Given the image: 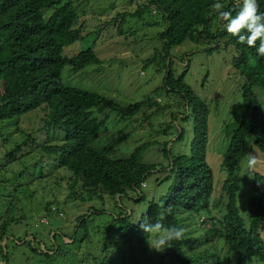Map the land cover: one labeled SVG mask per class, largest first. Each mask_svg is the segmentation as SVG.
<instances>
[{
  "label": "trees",
  "instance_id": "trees-1",
  "mask_svg": "<svg viewBox=\"0 0 264 264\" xmlns=\"http://www.w3.org/2000/svg\"><path fill=\"white\" fill-rule=\"evenodd\" d=\"M75 1L0 0V122L8 121L7 125H11L14 118H18L17 124L20 126V122H24L22 115L43 112L38 121L30 123L31 129L27 126L20 129L23 140L7 152L10 158L27 161L34 167L41 166V174L46 165H52L55 169L67 168L71 171L69 175L60 176L58 172L56 183L67 181L70 191L66 200H75L83 195L90 200L103 191L111 196H123L122 193L128 188L137 189L142 184L143 174L156 166L142 162L143 153L150 144L159 142L148 138L129 151L132 148H124L123 143L132 135V131H128L125 125L137 122L152 126L153 121L149 118L154 119V113L163 110L164 106L155 97L146 102L121 104L100 90L99 81L102 74L109 77L121 74L128 64L127 58L120 53L106 55L105 45L116 37L112 33L118 34L120 31L124 34L126 31L121 30V25L126 22V16L139 18L147 11L161 14L165 25L158 33L162 47L154 50L153 54L147 53L143 65L148 67L158 63L159 72L164 71L165 76L162 89L159 90L160 86L156 92L163 93L167 102L168 96L175 95L174 109H167L172 112L175 122H178L177 115L180 114L179 120L187 121L190 126L186 137V127L178 125L175 129L172 123L163 129L164 132L171 130L170 135H174V130L178 133L175 139L163 141L161 148L169 163L173 164L172 173L162 180V183H169L166 192L160 198H152L147 211H142L135 223L127 222L125 217H120L123 214L120 213L105 228L106 232L102 230V240H94L91 233H87L86 240L95 242L77 264H98V260H101V264H264V159L257 165L263 168L262 172L254 170L243 174L248 147L251 153L257 154L259 151L264 155V57L258 55L256 48L241 44L237 37L229 35L219 18V12L212 7L220 3L224 6L221 10H231L235 15L239 11V4L234 0H147L134 12H117L110 20L89 28V33L84 35L88 19L82 6L85 4L84 8H87L90 0H84L81 7H77ZM257 2L259 11L264 13V0ZM113 23H117L119 29L110 32L108 26ZM126 26L132 28L131 25ZM130 34L135 35L136 30ZM84 37L91 38L90 43L85 39L89 44L85 49L67 53L66 47ZM188 39L207 45L210 43L208 46L216 51L230 48L235 53L229 63L244 78L240 111L225 129L229 146L222 155L227 177L224 182L226 199L220 206V218L212 215L210 202L215 190V171L208 161L210 106L205 96L196 93L185 82L187 70L175 73L180 68H175L170 57L172 49ZM141 41H145V38ZM129 43L137 42L134 39ZM98 46L105 49L99 50ZM160 53H163L162 56H159ZM184 58L187 57L183 56L182 60ZM93 69L97 74L88 75ZM70 72H79L81 76L94 81L85 80L87 86L84 88L74 85L69 78ZM140 85L138 83L136 87ZM205 88L206 83L203 85ZM152 107L153 113L145 110ZM176 108L178 114L174 113ZM112 113L116 115L117 132L110 136L111 143L109 146L94 145L103 131L108 129L107 122ZM49 127L62 130L65 140L52 143L50 137L44 138L35 132L36 129L45 131ZM134 129L144 133L147 128L140 125V128L136 126ZM175 141L184 142L186 148L174 152L172 146ZM122 150L128 152L129 156L115 155ZM39 152L47 153V159L44 161L40 156L38 162H31V156ZM15 176L19 179L18 174ZM247 178H251L246 183L250 196L242 200L243 181ZM19 182V188L26 187L24 180ZM140 196L133 201L145 199L144 192L141 191ZM53 204L61 208L56 201H49L48 207ZM58 208L53 212L58 214ZM195 214L209 216L212 226H206L207 229L198 235L185 234L183 239L170 241L161 252L149 248L148 234H144L139 227L142 222L154 223L162 217L166 227L185 229L184 219L189 220ZM85 216L80 217L78 226L85 224L89 232L91 220L86 222L88 214ZM214 230L218 232L216 237ZM58 231L60 234L63 232L60 228ZM9 232L10 223L0 225V242L5 236L11 239ZM111 235L113 242L110 241ZM204 242L220 246H214L213 251H208L210 247L198 250L203 248ZM31 249L35 255H42L47 261L51 256L57 259L62 254L59 245L56 248L52 245L43 251ZM219 249L220 252L217 251Z\"/></svg>",
  "mask_w": 264,
  "mask_h": 264
},
{
  "label": "rangeland",
  "instance_id": "rangeland-1",
  "mask_svg": "<svg viewBox=\"0 0 264 264\" xmlns=\"http://www.w3.org/2000/svg\"><path fill=\"white\" fill-rule=\"evenodd\" d=\"M83 1L84 0H76L77 7H81ZM146 1L147 0H90L87 8H84L85 4L82 6V9L86 10L88 19L84 35L89 33V28L99 26L105 21L110 20L112 17L116 16L117 12L129 14L134 12L138 6L146 3ZM234 1L237 2V0ZM120 19L121 18H119V20ZM126 25H131L132 28L128 29ZM164 25L162 15L154 13L153 11H147L139 18L126 16V22L121 25L123 27L121 30L126 32L124 34L120 31L118 34L113 32L112 34L116 35V37H114L113 41L110 39V42L105 45L106 49L103 46H98L99 50H101V48L106 50L107 56L113 53H120L127 58L128 63L124 71L115 77L102 74L99 81V88L104 94L117 99L116 101L121 104H123V102L128 103L133 101L146 102L155 97L157 101L160 102V105L164 106L163 110L154 113V119L149 118L153 121L152 126L148 123L133 122L135 127L139 126L140 128V125H143L147 128L144 133L140 130H135L132 125H129L132 135L123 143L124 148L129 150L131 147L132 149L129 151H132L143 141H147L148 138L157 139L160 142L159 145L158 143L150 144L143 153L142 162H147L148 165L152 164L156 166L151 171L144 173L146 176L145 182L137 187V189L128 188L122 193L123 196H111L108 193H102L98 196H92L90 200H86L84 195L78 196L79 198L76 197L77 200L75 199V201H71L72 199L66 200L70 191L67 186V181L64 180L59 184L56 183L57 178H59V173L60 176H68L71 171L63 167L55 169L52 165H46L43 169V174H41V166L38 168L29 165L27 161H14L13 158H10L9 153H7L11 148H14L16 144L22 142L23 132H20V129H22L23 126H27L31 129L29 126L30 123L32 121H38L43 115V112L22 115L24 122H20V126L17 124L18 118H14L15 120L12 121L11 125H7L8 121L0 122V182L2 186H4V188L0 186V225L3 224L9 216L12 220L10 221V232L8 236L17 239L14 241L12 239H7L9 244L5 248L3 243H5L6 240L0 242V259L8 261L7 264L80 263L84 255L92 249L93 243L95 242H88L86 240L87 233H91L94 240H102V230L106 232L107 229L105 228L108 227V224L117 218L120 213H123L120 217H125L127 222L135 223V220H139L143 214L142 211H147L149 207L148 202L151 201L152 198H160L161 195L166 192L169 183H162V180L172 173L171 169L173 168V164L169 163L168 158L165 157L161 148L163 141L175 139L178 133L174 130V135H170L171 130L163 132V129L172 123L175 129L178 125L186 127V137L190 126L187 121H185V123L181 121V118L179 120L180 114L177 115L178 122H175V119H172V112L167 109L170 107L174 109L177 97L173 94H171L170 97L168 96L169 104L163 93L158 94L156 92V88L161 86L159 90L162 89L165 76L164 71L159 72L157 68L158 63L155 62L148 67H145V64L143 65V59L147 53L152 54L154 52L152 50L153 48L162 47L158 33L164 29ZM108 27L110 32L119 29L117 23L110 24ZM132 30H136L135 35L130 34ZM144 38L145 41H141V39ZM85 39L86 37L69 45L65 50L67 53H76L85 49L89 45ZM134 39L137 43H129ZM86 40L89 43L91 42V38ZM97 41L100 42L102 39H97ZM136 45L138 46L136 47ZM208 45L201 41H192L188 39L182 44L175 46L170 52V57L173 59L175 68H180L175 73L180 74L178 73L179 70H187L185 82L196 93L205 96L210 106L208 161L215 171V190L210 198V202L212 215L216 218H220L222 216V209L220 206L223 205L226 199L224 182L227 177L226 169L222 165V155L229 146V137L226 136L225 129L240 111L239 103L243 101L240 94L242 92L241 87L244 84V78L243 75L229 63L232 59V54L235 53L234 51L230 48H221L216 51ZM162 54L163 53H160L159 56H162ZM183 56L187 58L182 60ZM189 65L190 67L187 69ZM143 66L145 68H143ZM115 67L116 66H113V68ZM156 70L159 73H157ZM96 74L97 71L93 69L88 75ZM65 76L67 77L68 74ZM69 78L71 82H74V85H79L83 88L87 86L85 80L94 81L87 76H81L79 72H70ZM108 81L111 82L109 83ZM132 81L134 82L131 83ZM138 83H141V85L136 87ZM204 83H206L205 89H203ZM103 85L105 87L104 89H102ZM90 89L98 90V88ZM117 93L119 94L117 95ZM145 110H150L153 113L154 108H145ZM177 110L178 108H176L174 113L178 114ZM115 117L116 115L112 113L107 122L108 127H113ZM115 129H117V125ZM110 131L112 135L116 133L113 129ZM35 132L40 133L44 138L50 137L51 140L52 138H56L55 142H58L62 135L61 131L54 129V127H49L45 131L36 129ZM108 138H104L103 140L99 139L95 144L101 141V143L104 144L107 142ZM106 145L109 146V143H106ZM185 148L184 142L181 141H175L172 146L174 152ZM247 152H251L249 147ZM247 152L244 159H247ZM128 154V152L122 150L115 155L129 156ZM40 156L44 158L45 161L48 154L45 152L34 153L30 161L38 162ZM257 156L259 157V162L264 159V155L259 151L257 152ZM243 165V174H245L248 171L247 162L246 164L243 163ZM255 170L262 172L263 168L257 166ZM16 174H18L19 179L15 176ZM21 178L24 179L20 180ZM23 180L26 182H23L26 187L19 188V181L22 182ZM250 180L251 178H247L243 181L244 193L242 194V200L250 196L247 188L248 185L246 184L248 183L247 181ZM141 191L144 192L145 199L141 202L133 201V199H139L141 197ZM49 201L59 202V207L63 210L64 216H61L63 212H61L56 204L51 206L57 207L58 211L61 213L56 214V212H52L46 216L47 210L45 209V204ZM92 209L94 210L93 213H91ZM80 214H88L86 222L91 220L89 232L85 224L78 226L81 220V218H78ZM195 215L196 216L189 220L186 218L184 219L186 236H190L191 234L198 235L200 232L203 233V231L207 229L205 228L206 226H212V220H210L209 216ZM59 228L63 231L61 234L58 231ZM61 235H66L70 241L66 242ZM214 235L215 237L218 236V232L215 230ZM52 237L56 238V244ZM75 238L76 240L74 241ZM40 240H42V242H40ZM110 241L113 242L112 235L110 236ZM52 245L53 248H56V245L60 247V252L62 254L59 255L57 259L51 256V259L47 261L44 256L35 255V252L30 251L31 247L43 251L46 250V248L52 247ZM214 246L216 248L220 246V244L204 242L202 244L203 248L198 250L202 251L204 248L207 249L210 247L209 249L211 250L208 251H213L212 249L215 250ZM217 251L220 252L221 249ZM3 254L5 257H3ZM102 256H104V254H102ZM100 261L101 260H98L97 263L101 264L99 263ZM5 263V261H0V264ZM103 264H105V262Z\"/></svg>",
  "mask_w": 264,
  "mask_h": 264
},
{
  "label": "clouds",
  "instance_id": "clouds-1",
  "mask_svg": "<svg viewBox=\"0 0 264 264\" xmlns=\"http://www.w3.org/2000/svg\"><path fill=\"white\" fill-rule=\"evenodd\" d=\"M237 3L239 4V11L236 12L235 15H233V12L231 10H221L224 8V6L220 3H215L214 5H212V7L215 10H218L219 18L221 21L224 22V28L229 35L237 37L239 43H241V44H247V46L250 48H256L258 55H260L261 57H264V13L259 11V4H258L257 0H237ZM153 12L155 13V11H153ZM242 32H246L247 34H242ZM257 41H259L258 47H257ZM156 49L157 48H153L152 50L154 51ZM113 115H115V114H113ZM129 125H132L135 128V124H133V123L125 125V126H127L128 131H131V129L129 128ZM115 127H116V119L114 120L113 127L112 128L108 127V129L104 130L99 139L108 138V137L110 138V136L112 135L111 131H110L111 129H113L114 132H117V129H115ZM163 132H164V130H163ZM61 133H62V135H61L59 141L55 142L56 138H52V140H51L52 143H59L60 141L65 140V134L62 130H61ZM109 138H108L107 142H105L104 144L101 143L102 141L98 144H102V145H106V143L110 144L111 141ZM129 138H126V140H128ZM152 140H154V139H152ZM143 142H145V141H143ZM159 143H158V145H159ZM94 145H97V144L94 143ZM258 163H259V158H258L257 154L247 152V168H248V171H254L256 169ZM147 172H149V171H146L145 173H147ZM142 177H143V182H145L146 176L143 174ZM143 182H142V184H143ZM103 192L107 193L105 191H103ZM71 201H75V200H71ZM45 209L47 210L46 216H48L50 213L53 212V210L56 209V207L55 206L54 207H51V206L48 207V205H47V208L45 207ZM59 209L61 210V212H63V210L61 208H59ZM61 212L58 211L59 214ZM93 212H94V210L92 209L91 213H93ZM88 213H89V211H88ZM83 215H84L83 218H86V216H85L86 214H83ZM83 215L80 214V215H78L79 217L78 216L77 217L80 218ZM61 216H64V212H63V215H61ZM9 219H10V217L8 216L6 218V220L4 221V223L5 222L10 223ZM139 227H140V230L144 234L145 233L148 234L146 237H147V243L149 245V248L154 249L157 252H161V249L166 248V246L169 244L170 241L183 239L184 235H185V229L183 227H180V228L166 227L162 223V217L160 219H157L156 222H154V223L142 222V223H140ZM63 237H64V240L66 242L70 241V239L68 237H66V235H64ZM10 238L17 240L15 237H13V238L10 237ZM7 239H9V238H7V236H5V238H3L1 240V242L6 240V242L3 243L4 248L7 247V243H8ZM52 239H53V237H52ZM54 240H56V239H54ZM31 251L34 252L32 249H31ZM3 257H5L4 254H3ZM0 261H5L6 262L5 264H7V262H8L4 259H0Z\"/></svg>",
  "mask_w": 264,
  "mask_h": 264
},
{
  "label": "crops",
  "instance_id": "crops-1",
  "mask_svg": "<svg viewBox=\"0 0 264 264\" xmlns=\"http://www.w3.org/2000/svg\"><path fill=\"white\" fill-rule=\"evenodd\" d=\"M47 205H48V203H47Z\"/></svg>",
  "mask_w": 264,
  "mask_h": 264
}]
</instances>
